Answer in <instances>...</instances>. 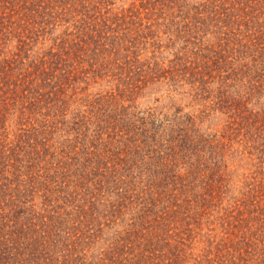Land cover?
Returning <instances> with one entry per match:
<instances>
[{
	"label": "trees",
	"instance_id": "obj_1",
	"mask_svg": "<svg viewBox=\"0 0 264 264\" xmlns=\"http://www.w3.org/2000/svg\"><path fill=\"white\" fill-rule=\"evenodd\" d=\"M0 264H264V0H0Z\"/></svg>",
	"mask_w": 264,
	"mask_h": 264
},
{
	"label": "rangeland",
	"instance_id": "obj_2",
	"mask_svg": "<svg viewBox=\"0 0 264 264\" xmlns=\"http://www.w3.org/2000/svg\"><path fill=\"white\" fill-rule=\"evenodd\" d=\"M129 0H127L128 2ZM115 6H119V7H124L127 8L128 7V3H126L125 5H121V4H115ZM176 13V12H175ZM158 21L162 22L163 18L159 15L158 16ZM195 17V16H194ZM209 19H207L206 23H210L207 24L206 26L209 27V31L213 30V24L215 23L214 19L212 16L208 17ZM170 19H172L175 22H179L178 24H168L167 26H165L164 24H166L168 22V17L165 18L164 23L158 27L157 29V36H158V46L155 45V47H150L148 48V53L147 55L151 56L153 54L152 49H154V52H156V54L159 55L160 59H162L165 63V65L168 63L169 60H172L175 56L174 55H190L192 54V49L190 51L191 46H195L194 44H188V46L186 47L185 43H183L181 41L180 38H177L175 36V31L177 28L181 27L183 22L181 21V18H179L178 16H174V13H171V17ZM191 24H197L194 21V18L191 19ZM243 27V26H242ZM214 31V30H213ZM215 35L212 36L210 34V38L214 39L211 40V43L216 44V41L218 40L217 38H219V35L221 37V35L223 36V34H219L217 31L214 33ZM206 42L209 43V37L206 36L205 38ZM48 41L51 42V40H45V45L48 43ZM192 41V40H191ZM43 42L39 45H43ZM189 47V48H188ZM197 48V46H195ZM195 48V49H196ZM108 79L103 80L98 78L97 81L95 82V84H91V86L89 87L90 90L93 91H98V90H108L109 87H111L112 84H114L113 81L108 82ZM151 89H147L144 91V93L139 96L135 101V103L138 105V109H146V108H151V109H157L158 108H162L164 107L167 108L169 107L170 104H174V105H180L183 106L185 108V110H192L195 109V107H199L197 106L198 104L196 103H190V98L188 95L186 94H181L183 91V89L179 88L180 90L178 91H173V90H167V86H161V87H149ZM188 87H186L187 89ZM185 90V89H184ZM180 91V94H178V92ZM200 108H202V105L200 106ZM224 119L225 116L220 114V112H213L212 115L210 116L209 120L205 122V124L210 125L212 127H214L216 130H219V132L223 129L224 127ZM196 252V251H195Z\"/></svg>",
	"mask_w": 264,
	"mask_h": 264
}]
</instances>
